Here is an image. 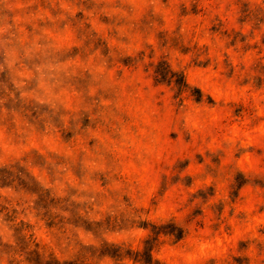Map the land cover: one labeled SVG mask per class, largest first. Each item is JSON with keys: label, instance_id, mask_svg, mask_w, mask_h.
<instances>
[{"label": "rangeland", "instance_id": "obj_1", "mask_svg": "<svg viewBox=\"0 0 264 264\" xmlns=\"http://www.w3.org/2000/svg\"><path fill=\"white\" fill-rule=\"evenodd\" d=\"M36 242L264 264V0H0V264Z\"/></svg>", "mask_w": 264, "mask_h": 264}, {"label": "trees", "instance_id": "obj_2", "mask_svg": "<svg viewBox=\"0 0 264 264\" xmlns=\"http://www.w3.org/2000/svg\"><path fill=\"white\" fill-rule=\"evenodd\" d=\"M9 175L17 176L19 173H16L12 170H9ZM20 175V174H19ZM20 178V176H19ZM6 216L13 220L10 215L7 213ZM48 226L53 227L57 226V224L53 221L48 223ZM14 229L15 233H27V228L25 227V224L22 223L21 225H15L12 227ZM18 238L21 242H25L26 237L24 235H18ZM31 242V239L28 240L27 245ZM120 256V255H119ZM137 256L135 257V261H139L143 264H155L159 261H154L153 257V247H145L143 251H139L137 253ZM122 258V257H120ZM25 260L29 264H83L85 263V254H82L81 252L76 256L74 260H65L61 261L57 257L54 256L52 252H49L45 246L40 245L39 243H35L34 248L30 251H28ZM155 262V263H153Z\"/></svg>", "mask_w": 264, "mask_h": 264}]
</instances>
